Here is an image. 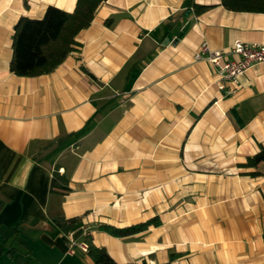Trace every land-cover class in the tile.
Here are the masks:
<instances>
[{"label": "crops", "instance_id": "1", "mask_svg": "<svg viewBox=\"0 0 264 264\" xmlns=\"http://www.w3.org/2000/svg\"><path fill=\"white\" fill-rule=\"evenodd\" d=\"M75 1L0 0V264H95L86 232L119 264H264V163L239 166L264 146V62L226 92L193 58L202 42L264 44V12L102 0L54 69L10 71L16 20Z\"/></svg>", "mask_w": 264, "mask_h": 264}, {"label": "trees", "instance_id": "2", "mask_svg": "<svg viewBox=\"0 0 264 264\" xmlns=\"http://www.w3.org/2000/svg\"><path fill=\"white\" fill-rule=\"evenodd\" d=\"M220 1L225 8L230 10L264 12V0ZM101 2L102 0H76L71 11L48 5L41 17L34 18L21 15L13 26L10 71L16 75L34 76L54 69L79 44L76 40V34L90 24L94 12ZM183 6L185 10L191 8L196 14H199L211 5L199 4L194 0H183ZM259 163H264V146L248 155L244 162L239 163L240 167L247 168V171L241 173L259 174ZM1 206L2 201L0 200ZM54 222L63 232H69L82 225L79 216L68 218L58 216L54 218ZM159 223V218L153 216L144 221L123 226L100 223L97 228L114 236H126L139 232L151 224L157 225ZM1 229L6 230L8 228L2 227ZM262 239H264V234H262ZM84 242L86 244L85 252L95 264H119L112 259L104 247H98L91 242L88 232L84 235ZM175 255L171 253L170 258Z\"/></svg>", "mask_w": 264, "mask_h": 264}, {"label": "built area", "instance_id": "3", "mask_svg": "<svg viewBox=\"0 0 264 264\" xmlns=\"http://www.w3.org/2000/svg\"><path fill=\"white\" fill-rule=\"evenodd\" d=\"M194 59L205 58L218 75L219 89L232 91L238 86L239 78L252 65L264 62V44L254 41L235 40L222 49H211L206 42H202L193 53ZM79 247L86 250V244ZM73 252L72 248H69Z\"/></svg>", "mask_w": 264, "mask_h": 264}]
</instances>
